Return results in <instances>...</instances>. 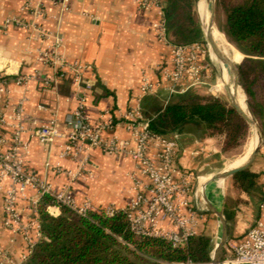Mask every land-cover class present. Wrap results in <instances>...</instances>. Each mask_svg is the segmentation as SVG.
Listing matches in <instances>:
<instances>
[{"label": "crops", "instance_id": "obj_1", "mask_svg": "<svg viewBox=\"0 0 264 264\" xmlns=\"http://www.w3.org/2000/svg\"><path fill=\"white\" fill-rule=\"evenodd\" d=\"M27 1L0 0V27L7 21L24 23L0 29V77L4 78L0 83L5 82L7 87V94L0 102V118L6 120L0 124V135L11 137L13 126L18 124L12 116L22 104V124L28 131L23 140L31 143L28 152L21 150L27 170L55 191H61L70 182V173L77 172L79 159L60 157L65 139H57L53 145L31 139L34 123L49 124L54 114L63 122L83 97L93 126L112 124L105 133L107 139L119 137L130 141L128 127L133 111L141 107L148 113L161 98V93L143 96L141 85L145 80L158 82L162 70L173 67L171 49L159 40L154 30L159 9L141 10L136 0H71L68 12H63L52 0H44L41 4L44 14L38 20L26 8ZM37 2L33 0L34 4ZM33 21L37 23L34 26L30 25ZM46 51L59 54L66 62L88 66L83 72V86L76 87L72 75L57 79L54 68L42 58ZM199 61L206 67L209 79L207 85L195 89L209 91L214 69L206 52L199 54ZM45 79L50 80L49 86L45 85ZM86 83L92 86L91 90L86 88ZM179 147V166L199 178L196 185L207 171L206 160L219 153V142L215 138L200 139L194 127H189L179 134ZM8 149L9 144L0 145V152ZM87 170L93 171V177L79 178L71 190L78 206L88 205L93 211L125 209L137 196L136 183H149L131 156L110 155L100 148L91 152ZM261 183L263 197L264 175ZM10 184L8 181L5 189ZM36 195L35 190L29 189L28 198L19 201L25 221L31 217L30 204ZM201 195L206 204L214 207L212 185L201 190ZM3 201L4 192H0V247L8 250L19 264L27 244L22 235L5 228ZM51 211L60 213L58 207ZM202 222L203 218L198 233L202 232ZM162 227L175 229L168 222ZM31 235L34 236L33 231Z\"/></svg>", "mask_w": 264, "mask_h": 264}, {"label": "built area", "instance_id": "obj_2", "mask_svg": "<svg viewBox=\"0 0 264 264\" xmlns=\"http://www.w3.org/2000/svg\"><path fill=\"white\" fill-rule=\"evenodd\" d=\"M37 1L34 4L33 0H28L26 4V8L33 11L35 20L40 19L44 14L41 7L44 0ZM52 1L60 6L63 12L69 11L71 0ZM135 2L141 10L149 11L154 7L159 9V20L154 24V30L159 40L170 47L173 65L171 69L166 67L162 70L158 82L151 83L145 80L141 85L142 95H158L163 91L168 92L169 96L179 95L207 85L209 78L205 74L206 67L199 61V54L206 52L204 45L197 43L177 46L168 38L163 10L166 0ZM12 24L24 25L20 20L7 21L0 29L6 30ZM36 24V21H33L30 25ZM42 58L54 68L57 79L63 80L72 75L76 87H81L85 83L83 72L88 66L66 62L59 54L49 51L43 53ZM3 79L0 77V80ZM45 85H50L49 79H45ZM86 88L91 90L92 86L86 83ZM213 89L209 88V91L212 92ZM6 94V83L2 82L0 102ZM22 111L21 104L12 116L18 124L13 126L11 137L0 135V145L9 144L8 151L0 152V192H4V226L14 234L22 235L27 244L19 264H24L44 239L39 204L45 195L53 197L57 205L66 206L80 215H86L91 211L88 205H77L71 188L74 181L79 178L93 177V171H86V166L91 152L97 148L114 156H131L139 164L142 174L149 180L147 185L138 181L135 187L136 198L127 208L120 209L128 213L131 227L136 234L164 238L175 247L184 246L191 236L198 234V225L203 218V214L199 213L194 205L195 182L199 178L179 166L181 155L179 134L174 133L171 138L151 133L149 120L144 116L141 107L133 111L128 127L132 136L130 141L119 137L107 139L105 133L112 128V124L93 126L86 114L83 97L80 98L78 107L68 113L63 122L54 114V119L49 124L34 123V127L30 130L31 139H36L43 145H53L57 139H65L66 144L60 157L79 159L77 172L70 173V182L61 191H55L50 184L27 170L21 150L28 152L31 143L23 140L24 134L28 131L22 124ZM5 122L4 118H0V124ZM81 155L82 158H79ZM8 181L11 184L5 189ZM29 189L35 190L37 195L31 200V217L25 221L19 208V201L28 198ZM118 210L110 208L103 211L107 215H113ZM166 222L172 224L175 229L169 231L163 228L162 224ZM31 231L34 232V236L31 235ZM228 252L229 255L221 264H264V195L259 205V218L239 240L231 245ZM0 264L18 263L8 250L0 247ZM181 264L215 263L188 261Z\"/></svg>", "mask_w": 264, "mask_h": 264}, {"label": "trees", "instance_id": "obj_3", "mask_svg": "<svg viewBox=\"0 0 264 264\" xmlns=\"http://www.w3.org/2000/svg\"><path fill=\"white\" fill-rule=\"evenodd\" d=\"M219 4L226 16L224 33L227 40L246 55L238 71L250 98V108L262 121V108L260 112V106L254 105L253 101L256 100L257 87L264 80V0H219ZM163 10L172 44L206 43L197 0H166ZM236 110L220 98L203 97L189 91L168 95L165 104L158 102L153 110L148 113L143 110V113L153 134H181L194 127L197 132H206L208 138L224 135V150H227L248 134L247 124ZM261 125L264 128V123ZM233 177L241 186L246 183L252 186L258 175L241 171ZM53 207H58L60 213H52ZM39 211L44 239L24 264L213 262L216 245L204 232L191 236L184 246L175 247L164 238L136 234L126 211L118 210L107 215L104 211L91 210L80 215L66 206L57 205L50 195L43 197Z\"/></svg>", "mask_w": 264, "mask_h": 264}, {"label": "rangeland", "instance_id": "obj_4", "mask_svg": "<svg viewBox=\"0 0 264 264\" xmlns=\"http://www.w3.org/2000/svg\"><path fill=\"white\" fill-rule=\"evenodd\" d=\"M199 1L200 0H197V5ZM239 1L246 2L247 0H239ZM201 2L199 3L200 7H201ZM212 21L213 20L211 18L210 19L211 24ZM225 27H226L225 12L222 6L219 4V0H216V15H215V21L213 23V28L221 32L223 35H225L224 33ZM206 36L207 34L205 33L206 43L204 44V48L206 50V53L208 54V57L214 69V73H213L214 82H212L213 85L208 88H214V89L212 92L208 90H198V89H192L190 90V92L203 97L220 98L234 108L233 97L230 92L228 81L226 80L228 78L224 72L222 61L214 53L211 43L208 42ZM227 39L228 38H226L224 42V40L221 38V41L223 45L226 47V52L230 62V67L235 75L236 81L238 80L240 84L239 87L245 94L247 105L250 111L252 112L249 105L250 98L246 93L241 78H238L235 71V67L238 71V67L245 60L246 55ZM215 40L213 41L215 42L217 48L221 51V48L219 47L220 45H218ZM210 53L212 55V58ZM171 62H172V52H171ZM160 96L161 98L159 99V102L161 105H163L165 104V101L168 99V94L167 92L164 91L161 92ZM253 103L254 105L258 104L260 106L259 107L260 112L262 108V114H263L261 116L262 121L257 119L253 114V112L252 114L256 120V126L258 130L259 132H261V135L264 138V128L261 125L264 123V80L257 87V96H256V100H254ZM247 128H248V134L244 138L239 140L238 144L234 146H229L227 150H224V145L226 141V137L224 135H217L215 137H212L217 139V141L219 142V153L215 154L213 157L206 160V164L208 167L207 171L203 173L202 178L196 184L194 205L197 211L203 214L202 232H204L207 236L212 238L216 246L220 243V237L222 235V222L215 213L209 210L208 205L203 201L201 195V189L203 186V182L205 181V178L216 177L225 171L235 169L232 168V166L239 160L245 158L249 149L250 142L253 140L254 137L253 128L250 123L249 125L247 124ZM197 136L200 139L208 138L206 132H197ZM243 171H249L251 173L257 174L258 177L255 179V183L252 186H250L247 183L245 184V186H241L238 180H236L233 176L229 177L226 180H223L224 181L223 197L221 190L218 187L219 179H212V181L210 182V185H212L214 188V194H215L214 207L216 209H219L221 205L219 211L223 214V216L227 221V242L224 246V254H223L222 262L229 255L228 250L230 249L231 245L235 241L239 240L246 233L248 228L253 223H255L256 220L259 218L258 206L260 205L262 199L261 178L264 175V146L261 148V150L255 157L253 162ZM221 202L222 204H220ZM138 264H143V263L138 262Z\"/></svg>", "mask_w": 264, "mask_h": 264}, {"label": "bare ground", "instance_id": "obj_5", "mask_svg": "<svg viewBox=\"0 0 264 264\" xmlns=\"http://www.w3.org/2000/svg\"><path fill=\"white\" fill-rule=\"evenodd\" d=\"M207 2L206 0H202L201 2V13H202V18H201V23L204 29V32L206 34L211 33L212 39L216 41V43L218 45H220L219 47L221 48V54L222 56L225 58L227 65H225V63L222 61V65L224 68V72L227 76L228 79H226L228 81L229 87H230V92L232 94L233 97V105L234 107H236L239 111H241L243 113V115L245 116V118L247 119V121L252 125L253 128V140L250 142L249 145V149L248 152L245 156L244 159L239 160L238 162H236L232 168H238L243 166L244 164L247 163V161L250 159L252 153L254 152V150L260 145L261 143V137H260V132L256 126V120L252 114V112L250 111L248 105H247V100L245 97V94L243 93V91L240 89V84L238 82V80L236 81L235 75L230 67V62L227 56V52H226V47L223 45L221 38L224 40H226L225 35H223L221 32L217 31L215 28L211 27L212 24L210 23V19L213 17L212 13L209 12L207 10ZM240 106H239V105ZM213 177L210 179H205V181L203 182V186L202 189H206L209 185L210 182L212 181ZM209 180V182H208ZM218 187L221 190L222 193V197H223V188H224V181L223 179H219L218 181ZM223 199V198H222ZM222 204V203H221ZM221 207V205H220ZM219 207V209H220ZM215 209V208H214ZM217 210V209H216ZM219 211V210H218ZM222 239V235L220 237V241Z\"/></svg>", "mask_w": 264, "mask_h": 264}, {"label": "water", "instance_id": "obj_6", "mask_svg": "<svg viewBox=\"0 0 264 264\" xmlns=\"http://www.w3.org/2000/svg\"><path fill=\"white\" fill-rule=\"evenodd\" d=\"M202 0H200L198 2V5H197V10H198V13H199V17L202 18L201 16V8L199 6V3L201 2ZM207 2V10L209 12L212 13L213 17H212V26L213 27V23L215 21V15H216V0H206ZM207 40L208 42L211 43V46H212V49L214 51V53L217 55V57L223 61L225 63L226 66L227 65V62L225 60V58L222 56L220 50L217 48L215 42L213 41L212 39V36H211V33L207 34ZM235 71H236V75L239 77V73L235 67ZM234 109L236 110V108L234 107ZM237 111V110H236ZM237 113L240 115V117L249 125V122L247 121V119L242 115L240 114L238 111ZM260 137H261V143L260 145L254 150V152L252 153L250 159L247 161L246 164H244L243 166L241 167H238V168H235V169H231L229 171H225L221 174H219L218 176L214 177V179H223V180H226L227 178L229 177H232L234 176L235 174L245 170L252 162L253 160L255 159V157L257 156V154L259 153V151L261 150V148L264 146V138L263 136L261 135V132H260ZM208 207H209V210L213 213H215L221 220L222 222V239L220 241V243L216 246V249H215V252H214V256H213V262L215 264H221L222 263V258H223V254H224V246L227 242V221L225 219V217L223 216V214L214 209V207L211 205V204H207Z\"/></svg>", "mask_w": 264, "mask_h": 264}]
</instances>
